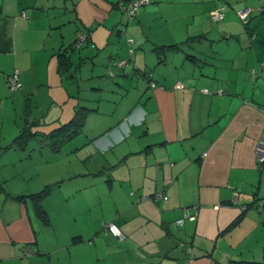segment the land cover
Returning a JSON list of instances; mask_svg holds the SVG:
<instances>
[{
	"label": "crops",
	"instance_id": "1",
	"mask_svg": "<svg viewBox=\"0 0 264 264\" xmlns=\"http://www.w3.org/2000/svg\"><path fill=\"white\" fill-rule=\"evenodd\" d=\"M116 1L109 0L116 13L107 26L105 42L98 41L97 28L85 27L87 45L76 57L83 53L81 59L101 68L94 71L92 65L91 74L103 78L104 73L116 81L107 92L118 98L102 102L100 116L106 118L91 120L94 126H103L97 136H76L80 130L68 138V147L78 168L72 177L88 180L82 190L96 189L92 204L99 212L105 207L102 193L115 185L117 218L106 221L98 216L83 220L86 227H81L66 217L67 200H60L58 209H47L45 221L38 218L29 208L33 205L18 197L30 194L29 181L39 174L38 167L54 163L56 152L48 139L39 136L28 137L22 147L14 146L20 126L10 142L0 143V159L6 157L0 160V264L260 261L264 206L257 209L255 204L264 199V161L257 162L253 148L264 131V68L260 66L264 61V0H149L129 20L114 6ZM7 4L0 0V24L10 45L0 53V72L4 80L7 65L9 70L18 69L23 85L30 60L26 69L10 67L1 54L15 52L20 26L27 29L34 24L43 30L41 44L46 47L50 20L42 16V6L26 13L27 19L2 18ZM245 8L251 11L243 25L237 13ZM213 10L223 12L221 20L210 19ZM72 13L77 25L82 24L74 7ZM81 30L72 34L74 39ZM50 38L48 63L56 61L58 52L69 63L76 59L60 47L55 49L62 44L56 36ZM74 39L71 49L77 50ZM98 53H105L102 61L99 57L95 61ZM122 60L125 64L118 66ZM71 77L75 78L74 73ZM176 84L183 87L177 89ZM203 88L222 93L203 94ZM78 94L72 104L80 106V126L92 134L91 109L83 106L88 100ZM26 128L41 135L54 129ZM29 141H34V147L42 141L46 145H40L37 153L27 148ZM43 153L48 154L46 160ZM54 158H59L58 152ZM41 173L40 182H46ZM18 176L23 184L14 185ZM155 192L166 200L140 199ZM84 205L79 202L75 207ZM192 205L197 206L194 218L181 220L182 209ZM55 210L57 220L51 217ZM108 222L119 228L122 239L106 232L103 227ZM23 247L35 252L24 257Z\"/></svg>",
	"mask_w": 264,
	"mask_h": 264
},
{
	"label": "rangeland",
	"instance_id": "2",
	"mask_svg": "<svg viewBox=\"0 0 264 264\" xmlns=\"http://www.w3.org/2000/svg\"><path fill=\"white\" fill-rule=\"evenodd\" d=\"M5 1L8 4L3 10V14L1 15L2 18H8L9 16L13 17L16 15L20 16L21 11L30 15L32 9H39L42 6V16L49 18L50 29H48V34L46 35V47L42 48L43 44H41V40L45 34L43 30L35 27L34 24L27 29L21 26L17 27L16 34L19 41H17L14 46L15 52H12V54L10 53L11 55L1 54V56H5L2 59L3 62H10V67L14 64L16 66L19 65L22 69H26L29 60L30 66L28 72H26L27 81L24 77L23 85L19 77L20 72L15 68V71L18 72L19 88L13 91L8 90L6 77L7 75H10L14 69L11 68L12 70H9V65L4 68V71L7 73L6 77L4 75V80L2 73L0 72V79L2 80L0 83V143L2 144L6 141L7 143L10 142L14 135H16L20 126L23 125H27L29 129L37 126L40 130L42 129L46 131L54 128V132L57 133V136H59L60 139L64 138L61 145L55 149L56 151H53L56 152L54 155H56L57 152L59 153V158H54L53 155L52 159L54 160V163H48V165L45 163L41 167H38L39 174L33 181H29L28 189H32L27 190V193H34L47 188V193L40 202L45 218L47 216V209H51L54 206L58 209V205L61 203L60 200H67L69 213L65 214L66 217L70 218V220H72L71 222H77L81 227H86V225L82 224L83 220L87 221L98 216L106 221L116 220L117 214L115 212V204L117 198L114 189L115 185H113V188L110 190H104V193H102L101 199L104 201L105 207L99 212V210L92 204L93 199L96 196V189L82 190L86 187L88 180L78 176L72 177V173L76 172L78 168L75 156H73L72 152H69L70 148L68 147V136L72 135V131H77L76 133H78L81 130V133L76 136H97L103 126H94L92 122H94V120L106 118L100 116L103 105L102 102H109L118 98V96H111L107 92L112 86H115V83H117L116 81L112 80L104 73L101 76L103 78L96 77L98 74L95 72L91 74L92 65L94 66V71L97 68L101 70V68L97 66V63L95 64L94 62L93 64L90 62L89 59H81V57H84L83 53L79 57H76L77 51L79 52L85 49L87 45L86 39L88 38V32L83 29L87 27V29L93 31L97 28V33L95 35L99 37L98 41L103 44L106 40L105 35L108 31L107 26L109 27L110 20L113 19V15L116 11L111 7L109 0H72V2L71 0ZM72 7H74L76 13L78 12V14L82 16V24L77 25L78 21H74ZM27 14L26 18L23 19H27ZM103 25L106 26V28ZM78 28L79 30H82L76 34V38L74 39L75 36L72 34H74ZM51 36H56L58 38V44H62V46H54L55 49L60 47L59 50L63 49L66 55H71V57L76 59L71 61L70 64L63 63L61 67L57 66V60H51L50 63H48V56L50 55L49 52L52 43ZM73 39L74 41H77V50L71 49V45H73L71 41ZM110 48L111 46H107V49ZM99 53L94 56L96 59H94L95 61H98L97 57L102 61L103 57L106 56L105 53H101L100 55ZM123 59L126 60V58ZM55 64L57 73L52 72ZM73 73L75 78L71 77ZM96 84H98L100 90H98ZM91 87L92 89H90ZM81 89L84 90L82 91ZM76 91L77 93L79 92L78 97L86 98L88 100L83 106L87 109H91L89 111L91 117H89L88 120L92 125V134L88 133L87 127L82 128L76 124L74 126L73 122H69V114L73 113L78 107H80L78 105L74 106L75 103L72 104L74 99L76 102ZM38 120L40 122H36ZM59 121H62L61 124ZM84 131L86 133H84ZM12 144H14V146L18 145L14 141ZM39 144L45 148L46 143H43L42 141L39 142ZM40 145L34 147V141H29L27 148L36 150L38 153L41 150L40 147H42ZM48 148L47 150L49 152L50 149ZM8 150L11 151V149ZM42 155L46 160L48 154L43 153ZM1 156L0 160L5 157L3 155ZM8 159H10V156ZM41 172H44V180H46V182H40L42 176ZM53 177L55 178L53 179ZM51 179L53 180L49 181ZM38 182H40V184ZM13 184H23L20 176L13 181ZM33 184L35 185V188L33 187ZM27 202L31 203L30 201ZM79 202H81L82 205L85 203V207H75ZM29 208L31 211L33 210L35 212L38 218H40L34 210V207L29 205ZM58 214L63 213L58 211ZM51 217L57 220V210L51 213ZM69 227H72V224H70Z\"/></svg>",
	"mask_w": 264,
	"mask_h": 264
},
{
	"label": "built area",
	"instance_id": "3",
	"mask_svg": "<svg viewBox=\"0 0 264 264\" xmlns=\"http://www.w3.org/2000/svg\"><path fill=\"white\" fill-rule=\"evenodd\" d=\"M145 1L146 0L131 1V2H128L124 6H120V9L126 15V17L128 19H130L135 15L136 11L138 10L139 5ZM246 12H247V10L244 9V10H241L237 13L239 19L243 23L246 20V14H247ZM221 16H222L221 11L213 10L210 12L209 17L212 21H217V20L221 19ZM20 17L26 18V14L24 11H21ZM124 64H125V60L119 61L117 63L118 66H123ZM260 66L262 68H264V61L260 63ZM6 84H7V88L9 91L17 90L19 88L18 72L17 71L14 70L10 75H7ZM149 86L153 87L154 83L152 81H150ZM182 87H183L182 84H176L175 85V88H177V89L182 88ZM201 92L203 94H207V95H211V94L220 95L222 93L220 90H213L212 91V90H208L206 88L201 89ZM253 154H254V157L257 160V162L262 163L264 161V131L261 134L260 138H258L257 141L255 142V145L253 148ZM235 197H236V194L234 193L231 197L232 202H235ZM140 199L141 200H150L152 202H156L159 200H166V196L163 195L161 192H155V193H152L148 196L141 197ZM255 205H256L257 209H260L262 206H264V199L257 200ZM196 208H197L196 205H192V206H188V207L183 208L181 220L184 218L193 219L195 216ZM181 220H178V223H180ZM103 228L110 235H112L118 239H122L123 235H122L121 231L113 222L106 223ZM34 252H35L34 248L23 247L21 254H22V256L26 257V256L33 254Z\"/></svg>",
	"mask_w": 264,
	"mask_h": 264
},
{
	"label": "trees",
	"instance_id": "4",
	"mask_svg": "<svg viewBox=\"0 0 264 264\" xmlns=\"http://www.w3.org/2000/svg\"><path fill=\"white\" fill-rule=\"evenodd\" d=\"M131 1H138V0H117L115 3H114V6L122 12V10L120 9V6H124L126 5L128 2H131ZM149 2V0H146L145 2H143L142 4L139 5L138 9L140 8L141 5L145 4ZM247 10V14H246V20L245 22H241V20L239 19L238 15H237V18L239 19V21L245 25L248 21V14L250 13L251 11V8H245ZM244 10V9H243ZM221 11V10H219ZM138 10L136 11L135 15L137 14ZM123 13V12H122ZM221 13L223 14V12L221 11ZM124 14V13H123ZM135 15L132 17L134 18ZM125 18L127 20H129L126 15L124 14ZM130 18V19H132ZM222 18V16H221ZM221 20V19H220ZM219 21V20H217ZM5 29H4V26L3 24H0V53L2 52H7L10 45H9V40L8 38L6 37L5 35ZM56 60H57V66L58 67H61V65L63 63H69L68 59H67V56H65L62 52H58L57 53V56H56ZM70 64V63H69ZM213 95V94H211ZM82 118H83V112L80 111V108L77 109L76 111L73 112L72 116L70 117L69 119V122H73V125L75 126L78 125L80 126V123L82 121ZM27 125H23L21 126L20 128V131L19 133L17 134V137L14 138V142L20 146L18 147H22L25 143V140L28 139V137H31V136H39V137H42V138H45V139H48V145L50 146L51 149L55 150L57 147H59L61 145V143L63 142L62 140H64V138L60 139L59 136H57V133L54 132V129L51 130L50 132H48L47 134H39V133H30L28 130H27ZM77 131H72V135L75 134ZM70 135V136H72ZM68 136V138L70 137ZM15 144V145H16ZM47 193V188H44V189H41L37 192H34V193H30V194H27V195H23V196H19L18 199L20 200H27V201H30L31 204L33 205L34 207V210L36 211L37 215L42 219V220H46L45 216H44V211L42 210L41 208V205H40V202L41 200L45 197ZM29 199V200H28ZM244 209V208H243ZM228 264H264V249H263V253H262V258L260 261L258 262H246V261H229Z\"/></svg>",
	"mask_w": 264,
	"mask_h": 264
}]
</instances>
